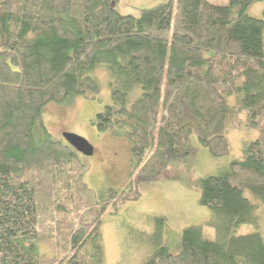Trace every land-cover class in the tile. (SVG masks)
<instances>
[{"label":"trees","instance_id":"1","mask_svg":"<svg viewBox=\"0 0 264 264\" xmlns=\"http://www.w3.org/2000/svg\"><path fill=\"white\" fill-rule=\"evenodd\" d=\"M113 1L0 0V264H101L109 207L186 157L187 133L221 157L227 129L245 126L257 137L243 155L200 180L214 238L189 226L171 250L156 216L141 264H264V238L236 234L264 201V8L248 15L264 0H169L139 17ZM98 68L111 101L92 125L130 141L132 170L126 190L101 199L89 166L43 123L49 103L97 96Z\"/></svg>","mask_w":264,"mask_h":264},{"label":"rangeland","instance_id":"2","mask_svg":"<svg viewBox=\"0 0 264 264\" xmlns=\"http://www.w3.org/2000/svg\"><path fill=\"white\" fill-rule=\"evenodd\" d=\"M169 0H114L112 6L120 14L139 17L144 11L154 9ZM224 5L227 0H209ZM264 2L254 3L248 15L261 18ZM264 42V34H263ZM100 85V92L93 99L76 97L69 105L49 103L43 111V123L54 139L62 140L68 132L87 140L94 149L90 156L76 151L82 163L89 166L84 182L95 190L97 198L107 196L110 191H122L129 187L131 177V143L125 137L111 132L98 133L92 121L104 106L110 104V76L106 69L94 72ZM235 97L229 98V104ZM245 117V112L240 114ZM226 137L230 143L229 154L212 156L193 134H186L187 156L168 164L165 172L150 181L137 185L140 197L136 201L124 203L119 209L109 207L102 217L101 264H141L151 248L145 235L156 229L153 220L161 216L165 220L162 228V241L173 250L179 242L182 230L200 225L208 239L214 238V229L208 225L210 212L199 203L200 180L225 168L228 163L240 158L246 145L257 137L251 127L240 130L227 129ZM256 220L240 225L237 235L258 232L264 238V201L256 203Z\"/></svg>","mask_w":264,"mask_h":264},{"label":"water","instance_id":"3","mask_svg":"<svg viewBox=\"0 0 264 264\" xmlns=\"http://www.w3.org/2000/svg\"><path fill=\"white\" fill-rule=\"evenodd\" d=\"M63 139L68 145H70L78 153H81L86 156H90L94 152V149L91 146V144H89L87 140H85L80 136L65 132L63 133Z\"/></svg>","mask_w":264,"mask_h":264}]
</instances>
